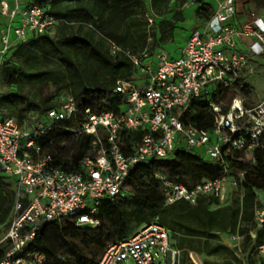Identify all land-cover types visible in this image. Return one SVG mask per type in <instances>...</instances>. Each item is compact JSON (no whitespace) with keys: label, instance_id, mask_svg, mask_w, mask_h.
Returning <instances> with one entry per match:
<instances>
[{"label":"built area","instance_id":"2783aa9c","mask_svg":"<svg viewBox=\"0 0 264 264\" xmlns=\"http://www.w3.org/2000/svg\"><path fill=\"white\" fill-rule=\"evenodd\" d=\"M235 12V0H223L205 24L191 33L177 57L165 49L154 53L122 50L111 42L110 52L123 51L135 73L117 81L112 94L117 112L84 111L79 131L95 135L94 149L76 164H56L54 155L44 153L35 142V136L53 122L79 112L72 94H61L59 105L31 127L21 126L0 108V175L16 187L4 238L9 249L0 264H43L46 255L30 250L39 227L65 220L79 226H100V204L128 196L125 181L130 171L153 158H170L176 149L199 150L201 156L219 162L222 175L187 185L157 172L166 204L184 200L197 205L206 196L226 200L232 177L226 154L237 150L252 157L257 148H264V96L255 99L258 93L250 81L252 76L264 80V19L253 11L249 24L236 27L230 23ZM1 13L7 23L0 29V65L18 42L33 34L54 35L62 23L47 6L22 0L1 1ZM146 18L149 26L154 24L152 11ZM243 36L253 38L246 52L237 50V39ZM249 85L254 94L246 92ZM193 101L206 104L212 115L209 129L182 119ZM98 128L104 129L105 139ZM124 133L132 136L130 146ZM232 183L237 185L234 179ZM254 215L256 229L263 233L257 248L264 263V205H258ZM250 235L257 238V231ZM229 239L240 240L241 236L230 234ZM95 264L203 262L193 251L185 259L171 230L155 219L109 243Z\"/></svg>","mask_w":264,"mask_h":264},{"label":"trees","instance_id":"16d2710c","mask_svg":"<svg viewBox=\"0 0 264 264\" xmlns=\"http://www.w3.org/2000/svg\"><path fill=\"white\" fill-rule=\"evenodd\" d=\"M169 2L151 0V5L156 13L163 14ZM196 2L199 4L196 15L200 19H208L214 13L209 3ZM35 3L47 6L62 23L54 35L33 34L18 42L3 59L0 74L7 90L0 94V108L21 126L31 127L33 124L27 122L29 111L37 121L45 120L47 111L59 105L61 94H72L79 112L53 122L35 136V142L44 153L54 155L56 164L66 165L70 161L76 164L94 149L95 135L79 131L84 111L117 112L119 106L112 99L117 81L129 79L135 73L123 51L114 55L110 52V43L122 50L147 49L154 53L173 38L176 21L184 17L174 13L171 19L149 26L148 0H35ZM246 92L255 93L250 85ZM227 97L224 93L223 98ZM182 119L204 129L212 125L206 104L197 101L187 106ZM98 131L105 139L104 129ZM123 139L130 146L132 136L124 133ZM245 156L237 150L226 154L229 173L239 191L223 204H219L218 198L206 196L197 205L184 200L166 204L155 174L163 172L191 185L219 178L222 168L218 161L188 149H176L167 159H150L130 171L125 181L127 197L100 204L97 214L100 226H79L70 220L44 224L37 229L30 250L46 255L43 264H95L109 243L133 233L134 226L158 219L171 230L172 239L183 250L185 259L193 251L222 257L221 264H244L235 248L223 241L220 234L228 231L244 236L258 251L261 242L258 237L263 233L256 229L254 214L260 205L257 190H264V148L253 152L252 163ZM179 168L189 175L188 180L178 176ZM15 200L14 182L0 175V225L9 228ZM211 204L218 206L213 209ZM252 230L257 231V238L250 235ZM8 249L6 242L0 247V262ZM259 264H264L261 257Z\"/></svg>","mask_w":264,"mask_h":264},{"label":"crops","instance_id":"0c3cea01","mask_svg":"<svg viewBox=\"0 0 264 264\" xmlns=\"http://www.w3.org/2000/svg\"><path fill=\"white\" fill-rule=\"evenodd\" d=\"M1 1L3 0H0V29H2L7 23V17L2 15L1 13ZM7 1L11 2V0H7ZM222 1L223 0H203V2L209 3L213 7L214 12ZM22 2L24 4H28L31 2L35 3V0H22ZM148 4H149L148 11H152L155 16V24L165 18L171 19L174 13H181L184 17L183 20L176 21V27L173 32V38L169 42H167V43H176L177 46L183 44L181 47L177 48L179 49V51L173 57H177L180 55L181 50L185 45L187 39L191 35V33L195 29L201 28L207 20V19H200L199 17H197L196 9L199 6V4L196 2V0H186V1L170 0L168 6L164 8L163 14H158L154 11L151 5V0H148ZM235 6H236V12L234 16L230 19V23L233 26L240 27L249 24L252 21L251 13L253 11L257 12V14L264 19V0H235ZM188 10L191 11V14L193 15L192 16L193 23L190 26L186 24ZM11 39L12 41L16 40L14 34L11 35ZM252 41L253 38L250 36L239 37L237 39V50L246 52L248 50L249 44ZM165 44L158 47L156 52L159 51L160 49H164L163 46ZM203 264L205 263L203 262Z\"/></svg>","mask_w":264,"mask_h":264},{"label":"rangeland","instance_id":"374dc122","mask_svg":"<svg viewBox=\"0 0 264 264\" xmlns=\"http://www.w3.org/2000/svg\"><path fill=\"white\" fill-rule=\"evenodd\" d=\"M193 15L191 14V11L188 10L187 12V22L186 24L188 26H190L193 23ZM73 25H79V23H74ZM60 27V25L58 26ZM86 28L88 29H92L91 26H86ZM99 36V35H98ZM183 45V44H182ZM176 43H167L165 44L163 47L166 51H168L172 56H175L177 54V52L179 51V49H177L178 47ZM0 61H1V54H0ZM250 81L251 83L254 85V87H256V91L258 93V95H255V99H258L260 96H264V80L259 77V76H252L250 77ZM7 90L6 85L2 82L1 79V74H0V94L4 93ZM29 120L27 121L28 124H36V118H34L33 112L29 111ZM27 124V125H28ZM26 127H30V126H26ZM199 150L193 151L195 153H198ZM205 158H208L207 156H205ZM245 160L249 161V162H253L252 158L250 155H246L245 156ZM168 169V168H166ZM169 170V169H168ZM240 176L243 175V173H239ZM178 176L188 180L190 177L188 174H186L182 169L179 168V172H178ZM233 179L235 180V178L232 177L230 178L231 183L228 185V189L226 192V200H224L223 202L220 201L219 204H223L226 201H229L230 198L237 192L239 191L238 185H233L232 181ZM258 193V201L260 203V205H264V190H257ZM218 204H211V208H215L217 207ZM139 226L133 227V232H135L136 230H138ZM8 231V226L7 225H0V247H3L5 245V241L4 238L6 236V233ZM229 234L228 231L221 233L220 234V238L223 239V241H225L226 243H228L231 247L235 248L238 256L243 260L244 264H249V263H253V264H259V252L257 251V249L252 247L251 243H248V241L245 240L244 236H241L240 240H235V241H231L229 239ZM198 259L200 261H203L205 264L210 263V264H221L223 262V258L219 257V256H207L203 253H198Z\"/></svg>","mask_w":264,"mask_h":264}]
</instances>
